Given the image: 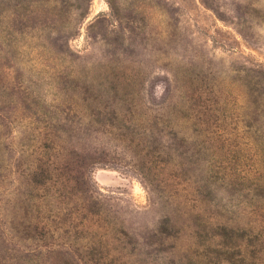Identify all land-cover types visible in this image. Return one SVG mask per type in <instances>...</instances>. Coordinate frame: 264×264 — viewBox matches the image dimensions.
<instances>
[{
  "label": "rangeland",
  "instance_id": "rangeland-1",
  "mask_svg": "<svg viewBox=\"0 0 264 264\" xmlns=\"http://www.w3.org/2000/svg\"><path fill=\"white\" fill-rule=\"evenodd\" d=\"M24 253L264 264V0H0V258Z\"/></svg>",
  "mask_w": 264,
  "mask_h": 264
},
{
  "label": "trees",
  "instance_id": "trees-1",
  "mask_svg": "<svg viewBox=\"0 0 264 264\" xmlns=\"http://www.w3.org/2000/svg\"><path fill=\"white\" fill-rule=\"evenodd\" d=\"M1 7L2 16L3 19L6 20V24L15 26V28L18 29L16 31L20 33H23L24 29H27L26 32L31 29H34V25L32 23H34V20H37L40 17V14L34 13L29 7V5H25L24 3H19L17 5L2 4ZM36 27L37 26H35V28ZM29 256L30 255H26L25 253L19 256L12 255L8 258L6 262L2 261L0 258V264H33Z\"/></svg>",
  "mask_w": 264,
  "mask_h": 264
}]
</instances>
